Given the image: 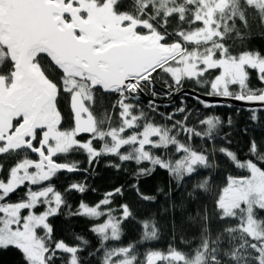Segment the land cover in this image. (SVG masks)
Returning <instances> with one entry per match:
<instances>
[{"label":"trees","instance_id":"trees-1","mask_svg":"<svg viewBox=\"0 0 264 264\" xmlns=\"http://www.w3.org/2000/svg\"><path fill=\"white\" fill-rule=\"evenodd\" d=\"M96 3H102L105 0H93ZM71 2V0H68ZM151 0H139L141 9ZM77 4V3H76ZM153 8H160L161 14L155 20H150L146 13L141 16L133 8V0H119L114 2L113 9L117 14H126L133 20L139 22H148L151 31H141L143 33L156 32L158 34L171 35L164 41L165 44L181 42L184 35L200 30L199 24H190L191 19L199 8V3L193 0L192 5L181 0L180 3H161L156 0ZM184 8L187 17L181 22L177 16H170L167 19L164 13L169 10ZM223 15H216V23L213 25L217 29V34H213L211 43H203L198 46L202 56L207 55L209 49L216 51L221 46L220 35H225L224 26L233 29L226 35L222 42L229 49L231 54L239 55L248 50L264 52V16L253 8H246L243 0H227L222 7ZM235 9V13H233ZM264 11V6H261ZM151 12V9L149 10ZM243 12L247 26L239 17ZM152 15H155L152 12ZM69 18V17H67ZM166 23V27H162ZM194 46H189L188 52L192 51ZM226 57H230L226 55ZM36 64L42 68L44 74L52 81H59L60 70L53 64L47 55L36 57ZM169 61L163 66L147 74L145 80L140 84V92H127L125 95H115L105 93L100 88L95 89V105L91 108V114L95 120L96 134H103L102 141H95L94 147L102 149V146L114 148L111 144V137L108 132L124 126L122 103L129 104L128 111L136 122L135 127H125L127 133L130 130L139 132L145 125L152 124L158 126L169 133L172 139H169L168 147L160 145L159 147L151 144L147 145L146 152L150 160L161 161L164 164L173 165L175 168L176 152L183 148L179 159L182 160L185 154L197 155L205 154L209 157L208 162L215 164L216 167L202 169L199 164L195 165L199 171L196 174L188 176L185 170L180 172L183 179L173 172L168 171L151 164L143 162L137 165L135 162H120L119 156L128 155L135 160L136 147L128 144L127 147H121L116 155H101L98 160L89 165L87 156L83 151H73L66 155H58L54 159L57 162H79L80 171L69 173L62 170L52 178L50 183L60 191L66 200L68 207L62 206L60 212L49 218V223L53 227V238L55 240H65L69 243L75 242L76 236H82L90 244L82 257H87L89 251L95 250L99 246V238L90 231L95 224L102 222L103 218H90L80 215H69V212L75 213L79 204L84 202L88 205H95L109 191H114L117 187H122V195H115L111 199L112 208H118L120 205L128 204L134 214V218H129L123 222V235L119 242H110L109 247L128 245L136 243V252L143 257L148 250H160L165 254L171 251L186 260H193L197 255L203 254V264H258L260 261L259 249L264 247V238L259 236L250 237L243 229V210L235 209L233 213L226 214L221 209V199L224 191L230 184L226 180L227 175L233 179L245 178L249 174L247 161L251 160L253 164L264 172V163L259 162V155H264V113L260 114L258 121L250 120V112L240 108L212 107L204 108L196 102L191 96L183 93H176L179 90H192L200 94H206L209 89L202 87L205 81L212 79L217 72H209L201 76L199 74L183 76L176 81L173 75L165 70V65L174 66ZM14 65L6 60L0 64V77L7 82H11L8 77L12 76ZM147 81V82H146ZM84 87H91L86 82H81ZM249 87L259 89L264 88L256 79L255 73H252ZM234 94H241L237 87L230 89ZM175 93V94H174ZM244 96L255 95L245 89ZM137 97H139L137 99ZM181 97L186 100V111L179 112L181 107ZM118 103L119 107L113 108L112 105ZM64 120L61 130L67 131L72 128L73 116L69 111L67 97L61 94V101H57ZM239 110V111H238ZM178 113L173 115V113ZM209 116L220 117L221 123L209 135V129L206 124L200 121L206 120ZM231 117L233 124L228 126L227 119ZM187 121V123H185ZM15 125H17L15 121ZM244 129H247L245 133ZM208 136V139L195 138L196 135ZM228 134V140L231 141L230 148L237 154L245 168L238 169L228 163L223 155H220L219 149L227 145L223 137ZM94 135V136H95ZM217 137V138H216ZM84 141L88 136L79 137ZM254 139L261 145L260 153L254 157L249 153V141ZM32 159H37L32 153H28ZM24 153L19 156L15 154L0 155V164L4 165V171L0 176L7 175V169L18 160L23 159ZM110 163L121 164L119 170L109 167ZM84 168L88 172L83 171ZM154 168L148 175H137L140 171ZM206 178L208 183H204ZM86 183V191L79 193L76 190L66 191L72 183ZM139 192L151 197H155L154 202L144 201L137 195L133 185L137 184ZM49 182H45V186ZM203 184V187L201 185ZM37 186H33L35 190ZM26 188L21 187L16 192L10 194L7 202H18L24 198ZM244 205H242L243 207ZM43 206L37 211H43ZM120 215L119 212L115 213ZM253 219L258 223V231L264 237V211L259 206H254L251 210ZM154 219L156 221L155 230L157 239L149 242L139 243L144 229L138 221ZM153 228L150 227L149 231ZM42 234V233H41ZM264 258V256H263ZM0 264H23V257L14 247H8L6 250L0 248ZM89 264H97V258L89 259Z\"/></svg>","mask_w":264,"mask_h":264},{"label":"snow or ice","instance_id":"snow-or-ice-1","mask_svg":"<svg viewBox=\"0 0 264 264\" xmlns=\"http://www.w3.org/2000/svg\"><path fill=\"white\" fill-rule=\"evenodd\" d=\"M116 2L119 3V0H116ZM172 2L180 3L181 0H172ZM184 2L192 5L193 0H184ZM208 2L213 4L212 13L203 11V15H194L189 19L190 24H199L202 28H211L215 25L216 15L219 13L222 16L223 9H219L215 5L214 0H208ZM243 2L246 8H253L264 16V11H261V5L254 4L252 0H243ZM50 3L51 0H0V64L8 60L14 65V72L12 76L8 77L9 80L14 79L19 74L20 80L25 84L34 88H46L51 107L55 109V117L51 124L37 123L34 127L25 130H20L9 125L6 132L0 128V155L15 154L19 156L21 153H24L23 159L14 162L7 169V175L0 176V248L6 250L11 246L20 251L23 257V264H89V259L93 257L97 258V264H167L169 259L174 258V254L171 251L165 254L160 250H148L141 258L135 251L137 248L136 243L109 247L110 242H119L121 240L123 235V222L129 218H134L132 210L126 203L120 205L118 208L111 207L113 203L111 198L115 195H122V187H117L114 191H109L94 206L81 202L75 213L69 212V215L103 218L102 222L90 228V231L99 238V246L95 250L89 251L87 257L81 256V253L85 252L90 244L84 237L76 236L74 243H69L63 239L55 240L53 238V227L49 223V218L56 216L62 206L68 207V205L64 195L56 190L50 181L62 170L69 173L81 170L79 162H57L54 158L58 155L69 154L73 151H83L87 156L88 164L91 165L102 154L116 155L121 147L128 146V142L124 141L123 144H118L116 148L102 146V149H97L93 146L95 141L103 140L102 133L94 136L93 130L85 126L91 115V108L96 102L95 89L100 88L105 93L115 95H119L120 93L117 92L116 88L110 87L101 79L97 78L101 74L92 68L86 58H82L76 63L55 61L54 63L60 70L61 75L58 82L52 81L44 74L43 69L39 68V65L35 63L36 57L41 54L51 57V53L46 50L47 45L50 43L48 37L37 32L27 38H17V31L20 28L21 22L26 18L41 14L45 6ZM60 3H68V0H60ZM71 3L76 4L78 0H71ZM155 3L156 0H151L150 3L145 4L143 9H141L139 0H133V8L141 16L147 13L150 20H155L161 14L160 8H153V4ZM161 3H168V0H161ZM196 3H201V0H196ZM150 9L151 12H149ZM235 11L233 9V13ZM152 12L155 15H152ZM184 13L185 9L179 8L165 12L164 16L166 19L170 16H177L183 22L187 18ZM45 14L52 19V23L50 24L52 30H55L61 22L67 23L64 17L70 15L67 10L63 12L48 11ZM210 16L211 23L209 24L208 20ZM236 18L241 19V22L247 26L246 17L243 12L240 13L239 17L234 16V19ZM130 19V17L125 19L122 21V24L127 23ZM166 26V23L162 25V27ZM136 30L151 31V26L148 22H144L143 24H137ZM224 30L225 35L219 36L221 46L214 52L209 49L206 58L198 66L202 69L200 72L201 76L214 71L218 75L205 81L201 86L209 89L205 94L208 97L232 98L244 102H259L258 107L245 109L250 112L249 118L251 121H258L260 114L264 113V88H251L249 87V82L254 72L256 79L261 84H264V52L248 50L241 52L238 56L231 54L222 42L226 38V35L231 33L233 29L227 28L225 25ZM171 35H175V33L162 35L160 37L161 43L168 40ZM211 40L212 36H208L204 42L210 44ZM187 42L192 43V41ZM226 55H229L231 59L225 61L224 58ZM209 60L212 63H209ZM226 64L230 65L231 71L226 79H222L220 73L223 72ZM33 67L38 70L42 80L38 79L37 72L33 70ZM3 79V77H0V80ZM127 79L125 77V81ZM82 81L90 84L91 87H84L81 84ZM217 81H220V83L218 84ZM234 86L241 90V94H234L230 91ZM245 89L254 93L255 98L251 96L245 97L242 94ZM181 91L179 90L176 93H180ZM61 94L67 97L68 108L73 116L72 128L67 131L61 130L64 117L60 108L57 106V101H61ZM193 99L206 109L227 106L218 101H206L201 99L199 95L194 96ZM112 107L117 108L119 104L115 103ZM185 111L186 100L184 97H181L179 112L183 113ZM176 114L178 113H173V115ZM78 115L80 118L79 126L77 122ZM21 118L20 116L12 117L17 125H19ZM200 123L208 126L210 135L221 121L219 116H209L206 120L200 121ZM227 124L228 126L233 124L231 117L227 119ZM121 131H126V129H121ZM244 131L246 133L247 129H244ZM82 134H87L89 139L86 141L80 140L79 137ZM9 137H12V139L10 140ZM160 138L165 139L164 137ZM195 138L208 139V136L202 137L197 134ZM223 139H225L229 146H222L218 153L223 155L227 162L234 167L238 169L245 168V164L241 163L237 154L231 150V141L228 140V134H225ZM168 146L170 145L166 143L165 147ZM156 147L159 146L157 145ZM260 148L261 145L254 139L249 141V153L254 157L258 156ZM29 152L37 154L38 158H30L28 155ZM182 152L183 148L178 149L176 152L177 159L175 160L176 167L174 169L159 160H150L147 153H143L142 156H138L135 160H132L128 155L119 156L118 159L120 162H135L137 165L143 162H150L168 171L170 175L175 172L179 179L184 178L179 175L182 168H184L188 176H191L199 171V169L194 167L197 164L202 169L216 167L214 163L210 164L208 162L209 157L207 155H197L195 152L192 154L194 158L190 161L180 160L179 156ZM259 162L264 163V155H259ZM246 163L253 176L257 173L264 175V172L256 168L251 160H248ZM107 166L119 170L121 164L110 163ZM185 166L187 167L185 168ZM3 171L4 165L0 164V172ZM83 171L87 173L88 169L84 168ZM152 171H154V168L142 169L137 175H148ZM208 179L210 178L205 179V184L208 183ZM232 179L231 175L226 176V180L229 183H231ZM45 182L49 183L45 186ZM33 186H37V188L34 190ZM21 187L26 188L24 198L18 202H7L6 198ZM201 187H203V184ZM86 188V183L74 182L68 186L66 191L76 190L79 193H84ZM133 189L137 191V195L144 201H155V197L139 192L138 182L133 185ZM41 206H43L44 210L37 211ZM259 207L260 210L264 211V204ZM25 211L27 214H24ZM226 211L230 212L231 209H226ZM116 212H119L120 215H116ZM138 222L142 224V228L144 229L139 243L153 241L158 238L157 231L155 230L156 221L154 219H146ZM150 227L153 228L152 231H149ZM258 264H264V260L259 261Z\"/></svg>","mask_w":264,"mask_h":264},{"label":"water","instance_id":"water-1","mask_svg":"<svg viewBox=\"0 0 264 264\" xmlns=\"http://www.w3.org/2000/svg\"><path fill=\"white\" fill-rule=\"evenodd\" d=\"M67 10L70 17L74 11L71 2L60 3V0H51L45 6L41 14L24 19L17 31V38H27L37 32L46 35L50 41L46 50L51 53L50 60L55 65V61L79 62L86 58L92 68L101 75L105 84L119 90H128L131 83L136 79L145 77L153 70L163 66L171 59V52L164 48L159 39L155 37H119L123 32L122 28H114L97 23L93 19H71L67 23L61 22L55 30L50 28L52 19L45 13L48 11L63 12ZM103 33H112L110 42L103 44L99 41ZM56 66V65H55ZM37 72L38 70L33 67ZM125 77L128 79L125 81ZM180 93L187 94L192 98L199 95L201 99L209 102H220L226 108L248 109L258 107L259 102L237 101L232 98L208 97L192 90H182ZM253 97L248 95L245 97ZM43 109V111H42ZM79 113V108H78ZM13 116L22 117L21 122L15 128L20 130L30 129L37 123H51L55 117V109L51 107V102L46 88H34L20 80L19 74L6 92H0V128L5 132L8 126H13L15 122ZM78 126L80 125L79 115L77 116ZM96 132L95 120L92 114L89 116L86 125ZM82 136H88L82 134ZM33 154V153H32ZM38 158L37 154H33Z\"/></svg>","mask_w":264,"mask_h":264},{"label":"rangeland","instance_id":"rangeland-1","mask_svg":"<svg viewBox=\"0 0 264 264\" xmlns=\"http://www.w3.org/2000/svg\"><path fill=\"white\" fill-rule=\"evenodd\" d=\"M114 2L115 0H105L102 3H96L93 0H78L77 4H73V13L69 18L66 17L65 20L68 22L70 21V18L76 20L93 19L104 27L113 26L114 28H122L124 31L119 33V37L122 38L155 37L160 40L161 35L156 32L143 33L136 30V25L143 24L144 22H139L131 18L127 23L122 24V21L129 18V16H127L126 14L115 13L113 9ZM226 2L227 0H214L215 5L219 9H222ZM252 2L254 4L264 6V0H252ZM203 11H208L211 14L213 11V4H210L208 0H201V3H199V8L195 15H203ZM208 23H211V16L209 17ZM213 34H217V29L215 27H203L200 30L184 35L181 42H175L171 44L162 43L164 48H168L171 51V60L174 63V66L172 67L170 65H165V70L169 71L176 81L180 80L183 76L199 74L202 69L198 66L206 58L207 55L202 56L200 54L201 49L197 50V48L199 45L204 43V40L208 36H213ZM112 37V33L104 34L99 39V41L103 44H106L111 41ZM187 41H192V43H188ZM189 46H194L192 51L190 52H188L187 49ZM211 51L214 52V50ZM224 59L225 61H228L231 59V57H225ZM209 63H212V61L209 60ZM230 71V65L226 64L223 72L220 73L222 79H226ZM145 78L146 77L136 79L133 83L130 84L128 90L121 95H125V98H131L132 94H130L131 97H129L127 96V92H140V84L143 80H145ZM12 82L13 79L11 82H7L5 78L3 80H0V92L8 91ZM217 83L219 84L220 81H217ZM122 107L124 126L135 127L136 122H134L133 117H131L128 111L129 104L124 102L122 103ZM124 126L108 132L109 136L111 137L110 145L116 148L118 144H123L124 141H127L128 144H133L136 147L137 156H142L143 153H147L146 147L149 144L153 146L165 145L166 143L168 144L170 142L169 139H172L167 131L152 124L145 125L139 132H133V130H130L127 133L121 131ZM95 134L96 132L93 135ZM97 135H99V133ZM160 137H164L165 139H161ZM9 139L11 140L12 137H9ZM193 158L194 157L192 154L186 153L182 160L190 161ZM170 167H173V165H170ZM186 167L187 166H185V168ZM182 170H184V168H182L181 171ZM241 181H243V183H241ZM262 204H264V175L257 173L255 176H253L252 172L250 171L248 176L243 179H232L231 183L224 191L221 199V209L224 213L231 214L235 209L243 210L244 231L250 237L255 238L256 236H259L260 239L264 237L263 234L260 233L257 229L258 223L253 219L251 210L254 206H260ZM237 205H239V207H237ZM242 205L244 206L242 207ZM226 209H231V211H226ZM24 214H27V212L25 211ZM259 251L260 261H262L264 260V247L260 248ZM203 260V254L197 255L191 261L183 259L181 256L174 254V258L169 259L167 261V264H203Z\"/></svg>","mask_w":264,"mask_h":264},{"label":"flooded vegetation","instance_id":"flooded-vegetation-1","mask_svg":"<svg viewBox=\"0 0 264 264\" xmlns=\"http://www.w3.org/2000/svg\"><path fill=\"white\" fill-rule=\"evenodd\" d=\"M104 34H110V33H104ZM103 34V35H104ZM21 120H22V118H21ZM21 120H20V122H21ZM17 125H15V122L13 123V127L15 128Z\"/></svg>","mask_w":264,"mask_h":264},{"label":"built area","instance_id":"built-area-1","mask_svg":"<svg viewBox=\"0 0 264 264\" xmlns=\"http://www.w3.org/2000/svg\"><path fill=\"white\" fill-rule=\"evenodd\" d=\"M122 91H123V92H122ZM124 92H125L124 90H121V91H120V94H122V93H124Z\"/></svg>","mask_w":264,"mask_h":264}]
</instances>
